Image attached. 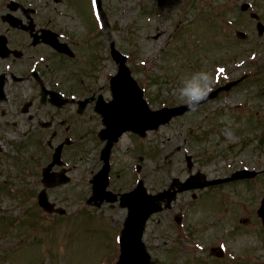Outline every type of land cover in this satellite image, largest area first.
Listing matches in <instances>:
<instances>
[{"label": "rangeland", "instance_id": "1", "mask_svg": "<svg viewBox=\"0 0 264 264\" xmlns=\"http://www.w3.org/2000/svg\"><path fill=\"white\" fill-rule=\"evenodd\" d=\"M245 2L253 4L249 10L243 9ZM102 5L107 28L101 25L95 0H45L39 16L45 25L78 39L93 28V64L97 70L103 68L96 76L90 66L79 64L81 56L69 60L45 47L42 54L49 66L40 68L49 87L77 98L83 86H89L88 96L101 91L105 99H112L109 78L118 64L110 55L107 33L126 54L153 109L166 105L163 102L186 103L201 96L214 85V78L239 83L143 137L123 132L112 146L114 180L107 188L116 199L94 204L88 201L91 179L103 165L100 155L106 144L95 102L87 103L81 114L72 103L56 110L40 103L33 78L10 81V95L25 103L35 95L38 99L36 117L31 111L30 121L25 122L28 116H13L17 126L0 123V264H115L118 235L127 216L121 194L136 177L144 180L149 194H159L178 190L176 181L184 183L197 172L214 179L245 167L263 171L254 181L177 192L171 208L151 215L143 239L151 264H264V227L257 216L264 197V81L247 78L242 62L250 53L264 61V34L258 35L250 16L255 11L264 23V0H167L163 7L157 0H102ZM237 29L247 32L248 39H239ZM84 50L80 54L87 55ZM215 63L225 67L215 68ZM0 66L3 70L2 61ZM260 76L264 79V73ZM9 102L0 103V110L11 106ZM57 128L62 131L53 145L67 132L76 141L66 147L64 157L71 181L48 189L55 207L64 211L52 214V220L37 197L51 149L45 140ZM180 212L183 223L175 232L172 222ZM213 246L223 247L224 257L213 256Z\"/></svg>", "mask_w": 264, "mask_h": 264}, {"label": "water", "instance_id": "2", "mask_svg": "<svg viewBox=\"0 0 264 264\" xmlns=\"http://www.w3.org/2000/svg\"><path fill=\"white\" fill-rule=\"evenodd\" d=\"M165 0H159V5H163ZM98 8L100 9L102 19L105 22L106 16L102 11L101 0H97ZM260 32L264 30V25L258 23ZM241 35V34H240ZM243 35V34H242ZM41 37L45 42L50 43L54 48L61 52H66L73 56L74 53L66 43H60L57 35L46 31V34ZM111 54L116 62L119 64L118 73L111 79L113 100L109 103L104 102L102 99L98 101L97 110L104 115V122L106 128L102 131V137L107 139V144L102 150L101 157L104 161L103 168L93 178V196L91 200L95 203L107 199L113 201L116 195L106 191L109 183L108 175L110 171L109 158L112 145L118 140L126 130L138 131L145 133L148 129L157 128L160 124L168 122L174 115L182 114L201 102L216 96V94L223 89H229L235 83H230L224 87L217 89L205 98L196 99L187 105L177 108H164L160 110H151L147 102L143 99V91L140 89L136 80L132 77L131 71L126 65V56L115 48V44L110 42ZM3 84V78H2ZM45 89V88H44ZM44 93V92H43ZM50 95V102L62 107L68 102V99H63L62 95L55 91L45 89L43 100L45 96ZM78 112L83 111L85 102H81ZM71 140L66 139L55 148L53 160L43 169L42 182L45 184L38 194V202L48 212H59L64 214L63 209L55 207V203L51 202L47 195V188L58 186L67 183L70 178L65 174L67 169H62L60 172H53L51 169L57 164L62 165L61 154L65 144H70ZM256 172L251 171H238L231 177L226 179H217L206 182L205 176L196 175L192 176L184 183L175 182L174 185L180 184L178 191H183L189 188H201L207 184L219 183L222 181H230L234 179L252 177ZM173 185V186H174ZM177 190H165L159 194H148L143 187V182L140 181L138 186L130 193L121 196L122 205L128 207V217L125 221V226L122 230L121 242V255L117 264H149L150 255L145 248L142 241L145 225L151 214L163 209L161 201L166 199V206H170ZM258 216L261 218L264 225V197L262 203L257 211ZM221 254L222 251L218 249Z\"/></svg>", "mask_w": 264, "mask_h": 264}, {"label": "flooded vegetation", "instance_id": "3", "mask_svg": "<svg viewBox=\"0 0 264 264\" xmlns=\"http://www.w3.org/2000/svg\"><path fill=\"white\" fill-rule=\"evenodd\" d=\"M25 8L27 12L23 9ZM41 6L38 3V0H0V61L3 63V70H0V90L1 83L3 78V93L0 91V103H5L8 100L10 101L9 107L6 109L0 110V123H3L6 126H17L19 123L17 120H12L11 117L15 116L18 120L22 118L29 117L27 121H30L36 117L37 110V95L29 98L27 103L21 101V97L10 95L7 91V84L10 81H13V84L27 80L28 78H33L39 86V94L43 86L51 89L49 87L48 78L42 73L41 66L42 63L37 64L40 57H43L45 54H42L45 47H48L45 43H35L34 36L32 33L25 28L31 24V20L28 17V13L33 9L35 13L34 17V33H37L42 28H44V23L38 24L37 13ZM27 13V14H26ZM7 15L11 16V19H24L23 23H20L19 26H13L10 20H7ZM23 25V26H21ZM1 36L7 38L8 47L11 52L8 56H5V49L2 47ZM24 39L23 43L22 40ZM47 60V58H46ZM1 67V66H0ZM38 67V68H37ZM94 82H98L97 78L94 79ZM90 87L83 86V92L89 93ZM92 92L89 96H94L101 93V91ZM19 94V92H18ZM88 97V96H85ZM40 99V96H39ZM40 103H42L40 101ZM47 104V103H42ZM49 106V104H48ZM16 108V110H15ZM31 111L34 112L33 118L31 117ZM57 125V122H55ZM60 128L53 131L50 138L47 140L54 141L58 136V132H61Z\"/></svg>", "mask_w": 264, "mask_h": 264}]
</instances>
